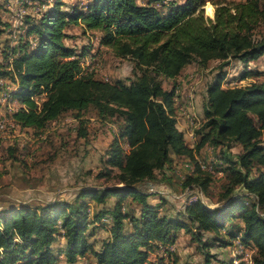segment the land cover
I'll return each mask as SVG.
<instances>
[{
  "label": "trees",
  "instance_id": "trees-1",
  "mask_svg": "<svg viewBox=\"0 0 264 264\" xmlns=\"http://www.w3.org/2000/svg\"><path fill=\"white\" fill-rule=\"evenodd\" d=\"M206 1L173 2L163 14L158 8L163 0H90L85 11L71 12L60 8L62 0H54L38 20L29 21L25 33L33 39L11 48L10 68L0 70V77L17 84L12 95L21 106L11 120L21 128L40 130L64 112L79 116L89 107L101 119L113 118L117 131L97 177L117 182L82 187L73 200L1 209L0 264H56L59 255L67 264L83 257L87 264H146L149 254L174 243L181 229L201 244L204 264H209L213 255L202 233L224 230L235 216L241 224L230 238L238 237L246 250L254 251L251 264H264V81L222 87L226 73L220 70L206 88L203 127L208 131L190 147L173 116L176 88L164 89L160 79H175L191 63L205 66L218 60L221 68L237 60L246 65L264 54V35L255 33L264 14L259 0H211L213 17L204 15ZM79 23L84 33L99 31L100 43L115 55L132 60L133 79L108 81L84 71L81 55L65 42L66 28ZM42 93L46 98L38 105L33 97ZM210 132L218 144L226 140L227 147L231 142L242 147L234 159L222 153L231 173L223 197L241 187L251 202L230 198L210 208L197 198L185 203L181 214L161 213V205L149 200L159 194L150 184L159 182L158 174L175 156L194 161ZM79 134L84 136V130ZM195 169L184 186L206 188L200 163ZM89 202L100 207L93 209ZM102 227L106 236L96 239ZM57 238L63 243L55 251Z\"/></svg>",
  "mask_w": 264,
  "mask_h": 264
},
{
  "label": "rangeland",
  "instance_id": "rangeland-1",
  "mask_svg": "<svg viewBox=\"0 0 264 264\" xmlns=\"http://www.w3.org/2000/svg\"><path fill=\"white\" fill-rule=\"evenodd\" d=\"M62 1L60 8L70 12L74 9L85 11L90 2ZM183 1L163 0L158 8L164 14L171 3ZM259 3L264 8V0H259ZM53 5L54 0H26L23 5L19 4V0H0V57L3 62L4 58L5 61L12 59L13 56L9 55L11 48L27 38L33 39V36L27 37L25 33L29 21L38 20L43 12L51 9ZM203 8L205 16L213 17L214 5L211 0H207ZM66 32L69 38L65 42L81 55L80 61L84 71L92 73L95 78L108 81L121 79L129 82L133 79L132 60L128 56L119 57L110 48L102 45L99 41V31L89 30L84 33L78 24L69 25ZM255 33L257 37L264 35V14ZM6 55H9L8 58ZM219 63L218 60L209 61L205 66L191 63L185 67L177 81L160 77L164 89L176 88L173 116L177 127L179 124L185 126L181 130L185 132L184 139L190 147L195 146L208 131L203 127L206 88L220 70L226 73L222 87L246 86L264 81V54L246 65L237 60H229L227 66L219 68ZM3 66L0 64V70L4 69ZM16 86L17 84L6 76L0 77V118L8 121L6 127L0 130V210L23 203L35 207L58 198L73 200L76 192L82 187H106L117 182L114 177H97L98 172L103 170L102 159L105 151L117 131L113 118L101 119L96 115V111L89 107L79 116H76L74 111L64 112L40 130L21 128L11 120V114L21 106L12 95ZM45 98L46 93L34 96L38 105ZM81 130H84V136H80ZM197 130L201 132L197 133ZM208 135L209 142L195 152L194 161L187 157L175 156L164 171L158 174L159 182L150 184L153 191H158L159 194L149 200L161 205V213L181 214L185 203H191L197 198L210 208L225 205L230 198L251 202L241 187H235L229 198L223 197L231 173L226 169L227 164L222 158V153H228L234 159L242 151L241 145L231 142V146L227 147L224 145L226 140L221 142L223 145L216 142L214 132ZM212 140L215 143H212ZM121 145L128 151L124 144ZM195 161L205 167L200 166L203 170L200 171L202 178L208 179L204 189L200 185L184 186L187 176L195 175ZM255 169L257 168L252 169V172L258 173ZM116 171L117 169L113 168V173ZM112 202V198L108 200V204ZM89 203L93 209L100 207L94 202ZM132 204L135 205V202ZM187 222L190 224L188 219ZM240 224V219L235 216L226 221L224 230L202 233V241L210 245L208 250L213 255L209 264H228L230 261H245L251 264L249 261H252L254 251L240 250L235 246L236 238H230L239 231ZM192 228L194 229L193 225ZM177 234L174 243L150 251L146 264H204V250L201 244L192 239L190 233L185 230L181 229ZM104 236L105 228L97 229L95 238L101 239ZM62 241L60 238L55 240V251ZM87 263L88 260L84 257L79 258L76 264ZM56 264L67 263L59 255Z\"/></svg>",
  "mask_w": 264,
  "mask_h": 264
},
{
  "label": "built area",
  "instance_id": "built-area-1",
  "mask_svg": "<svg viewBox=\"0 0 264 264\" xmlns=\"http://www.w3.org/2000/svg\"><path fill=\"white\" fill-rule=\"evenodd\" d=\"M25 1H26V0H19V4H20V5H23ZM238 1H245V0H238ZM3 63L7 64V66H10L11 63H12V59L10 58L9 60H7V61L4 60V62H3V59L0 57V64H3ZM43 94H44V93H43ZM33 99H34V97H33ZM34 100H35L36 103L38 104L37 100H36V99H34ZM7 122H8L7 119H5V118H0V130L4 129V128L6 127ZM200 166H201V168H205L204 165H200ZM208 170H209V169H208ZM190 200H192V199H190ZM235 246L238 247V248H239L240 250H242V251H246V249H245V248L242 246V244L240 243V240H239L238 237H236ZM160 247H162V245H160L159 248H160ZM252 251H253V250H252ZM249 262H252V261H249Z\"/></svg>",
  "mask_w": 264,
  "mask_h": 264
},
{
  "label": "crops",
  "instance_id": "crops-1",
  "mask_svg": "<svg viewBox=\"0 0 264 264\" xmlns=\"http://www.w3.org/2000/svg\"><path fill=\"white\" fill-rule=\"evenodd\" d=\"M79 25H81V23H79ZM4 60H5V58H4ZM251 62H252V61H251ZM2 65H4V66H3L4 68H8V67H6L7 64L3 63ZM184 69H185V68H184ZM184 69H183V70H184ZM181 73H182V72H181ZM180 76H181V74L178 75V76H177L175 79H173V80H175V81L179 80ZM6 78H8V77H6ZM8 79H10V78H8ZM181 126H182L181 124L178 125V127H179L178 129H179V130H181V129L183 128L184 125H183L182 127H181ZM184 127H185V126H184ZM181 131L183 132V130H181ZM183 133H184V136H186L185 132H183ZM61 257H62V256H61ZM83 258H84V257H83ZM77 262H78V261H77ZM17 264H20V263H17Z\"/></svg>",
  "mask_w": 264,
  "mask_h": 264
},
{
  "label": "bare ground",
  "instance_id": "bare-ground-1",
  "mask_svg": "<svg viewBox=\"0 0 264 264\" xmlns=\"http://www.w3.org/2000/svg\"><path fill=\"white\" fill-rule=\"evenodd\" d=\"M170 248V247H169Z\"/></svg>",
  "mask_w": 264,
  "mask_h": 264
}]
</instances>
